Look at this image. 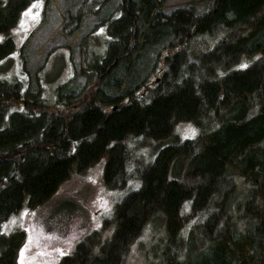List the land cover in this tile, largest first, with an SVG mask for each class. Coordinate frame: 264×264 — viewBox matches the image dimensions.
Instances as JSON below:
<instances>
[{"label": "trees", "instance_id": "1", "mask_svg": "<svg viewBox=\"0 0 264 264\" xmlns=\"http://www.w3.org/2000/svg\"><path fill=\"white\" fill-rule=\"evenodd\" d=\"M31 1L0 5V32L14 27ZM108 1L82 0V7L97 10ZM164 1L122 0L120 17L107 29L104 61L80 69L87 82L66 93L63 107L49 108L23 95L19 83L0 79V223L25 202L41 204L73 169L84 171L103 157L105 182L124 183L131 135L164 139L179 121L224 120L216 131L164 146L140 188L118 204L113 239L95 253L101 244L95 232L60 264H123L150 218L161 214L175 234L189 198L207 213L201 225L207 238L221 239L214 264H264V0H214L201 12L195 3L167 12ZM80 28L65 20L62 30L71 35ZM217 36L215 46L205 45ZM14 47L11 37L0 41V59ZM242 58L251 62L237 67ZM193 59L201 66L193 68ZM153 74L175 88L145 103ZM184 170L183 180L171 176ZM233 189L237 202L249 194L247 210L236 214L240 221L227 216ZM25 238L24 230L0 237V264H17Z\"/></svg>", "mask_w": 264, "mask_h": 264}, {"label": "rangeland", "instance_id": "2", "mask_svg": "<svg viewBox=\"0 0 264 264\" xmlns=\"http://www.w3.org/2000/svg\"><path fill=\"white\" fill-rule=\"evenodd\" d=\"M8 1L0 0V5ZM121 2L109 0L95 10L91 5L82 7V0H32L18 23L8 32H0V41L11 37L15 44L12 52L0 59V79L12 86L19 83L23 95L49 108L63 107L66 93L79 91L87 82L86 74L80 69H92L104 61L109 40L107 29L110 22L120 17ZM213 2L165 0L162 8L170 12L195 3L197 11L201 12ZM81 10L85 14L78 17ZM65 20L79 23L80 30L66 35L62 30ZM220 38L209 37L205 45L215 46ZM81 44L86 46L87 52L80 50ZM250 62L249 58H242L236 65L247 66ZM193 63V68L201 66L197 59H193ZM151 78L150 90L142 98L145 103H150L159 92L175 88L172 82L158 84L162 75L153 74ZM223 122L222 117L179 121L174 125L173 135L164 139L131 135L125 140L124 183L113 186L105 182L104 157L84 171L73 169L44 202L34 207L25 202L18 212L4 219L0 223V237L10 236L17 230L26 232L18 250L17 264H60L64 256L72 254L81 241L95 232H100L101 244L94 248L98 253L101 246L113 239L118 204L127 194L140 188L144 170L156 160L159 151L175 143L176 138L182 141L216 131ZM185 171L178 176L171 173V176L183 180ZM236 187H241L240 183ZM237 193L235 189L230 193L226 203L230 210H226L231 220L240 221L236 214L247 210L244 201L249 194L237 202L234 199ZM181 214L185 221L175 234L161 214L150 218L130 243L123 264H214L220 258L216 245L221 239L207 238L206 229L201 226L207 213L195 209L194 200L189 198L183 203Z\"/></svg>", "mask_w": 264, "mask_h": 264}, {"label": "snow or ice", "instance_id": "3", "mask_svg": "<svg viewBox=\"0 0 264 264\" xmlns=\"http://www.w3.org/2000/svg\"><path fill=\"white\" fill-rule=\"evenodd\" d=\"M33 7H36V5H33ZM29 12H31V9L29 10ZM26 15H28V13H26ZM246 67V65H244ZM6 227V226H5Z\"/></svg>", "mask_w": 264, "mask_h": 264}]
</instances>
